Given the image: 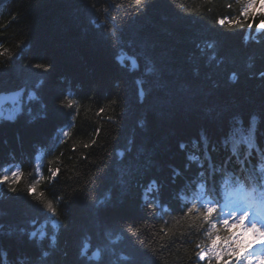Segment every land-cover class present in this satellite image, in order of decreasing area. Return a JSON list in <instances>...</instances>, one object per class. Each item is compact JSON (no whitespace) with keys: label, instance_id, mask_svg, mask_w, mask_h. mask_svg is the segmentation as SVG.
Wrapping results in <instances>:
<instances>
[{"label":"trees","instance_id":"obj_1","mask_svg":"<svg viewBox=\"0 0 264 264\" xmlns=\"http://www.w3.org/2000/svg\"><path fill=\"white\" fill-rule=\"evenodd\" d=\"M243 7V0H0V52L7 50L0 55V91L23 89L27 110L36 111L39 101L45 110L26 127L24 117L0 125L5 175L17 169L15 155L28 158L33 140L74 115L64 86L80 102L74 126L61 131L69 133L65 142L37 153L47 156L40 178L32 180L23 165L16 192L0 185V264H208L195 256V244L209 242L200 216L209 187L192 190L190 200L163 191L175 169L184 171L183 152L206 161L205 148L210 153L213 142L224 143L228 125L241 126L231 150L258 160L248 169L210 153L213 169L240 185L249 178L254 194L264 191V141L256 134L264 135V30L255 27L264 5L257 0L255 17L246 21ZM224 17H239L243 27H221ZM34 182L40 201L28 195ZM151 185L149 194L142 190ZM230 193H213L218 215H225L229 200L221 199ZM49 201L56 217L44 210ZM189 208L195 210L184 215Z\"/></svg>","mask_w":264,"mask_h":264},{"label":"snow or ice","instance_id":"obj_2","mask_svg":"<svg viewBox=\"0 0 264 264\" xmlns=\"http://www.w3.org/2000/svg\"><path fill=\"white\" fill-rule=\"evenodd\" d=\"M136 3L139 5L141 0H136ZM243 3L244 7L241 16L245 21L248 20L250 16L254 18L255 14L251 13L250 9L257 3V0H243ZM262 12H264V8H262ZM226 23L230 27L237 24L243 27V21H241L239 17H232L231 19L224 17L217 20V24L221 27ZM248 27L252 28V24L249 23ZM255 27L257 30H264V19H261ZM6 51L5 49L4 52H0V55H4ZM34 67L45 68V70H47V68L41 64H36ZM260 75L264 77V72L260 73ZM234 78L235 77H233V79ZM20 91L21 94H23L24 90L21 89ZM141 95H143V89L141 90ZM35 98L34 93H30L28 96L29 100ZM74 103V100L67 99L66 106L71 108ZM100 111L102 112L103 109ZM29 113H31V109H29ZM252 119L258 118L254 117ZM63 135L67 137L69 133L65 131ZM181 147L183 148L184 145L182 144ZM188 159L190 161H197L199 157L189 155ZM200 167L203 168V164H201ZM50 171L52 176L55 177L59 170ZM175 174L179 175V172ZM198 176L204 180L205 187L209 184H215V169H213L211 175H206L204 171H200ZM21 177L22 173L19 168H17L12 170L10 175H0V185L7 184L8 190L14 193L17 191L15 185L19 183ZM27 191L28 195L33 196L36 201H40L43 197L42 192L37 193V183L35 182L28 187ZM208 196L209 199L203 202L204 210L201 212L200 216L205 224L208 225L206 231H204V235L208 238L209 242L207 247H202L201 243L195 244V248L198 249V251L195 252V256L198 260H207L208 264H213V261H215V264H232L233 261L235 264H264V226H262L264 225V217H254L246 226V222L249 221V208L252 207L251 203H248V207L241 209L239 207V201L229 200L225 207L228 208L229 204L232 205V207L226 215L221 216L218 215V203L212 198L213 193L211 189L208 191ZM149 206L151 207V205ZM43 207L46 212L52 214V217H56V209L50 201L45 203ZM194 210V208H189L184 212V215H188ZM51 223L54 228L58 226V221L56 219H52ZM218 225L220 227H218ZM200 227L204 228V225H200ZM221 228L226 233L223 236L219 234ZM31 235L35 236L36 233L33 232ZM45 255H47V253Z\"/></svg>","mask_w":264,"mask_h":264},{"label":"bare ground","instance_id":"obj_3","mask_svg":"<svg viewBox=\"0 0 264 264\" xmlns=\"http://www.w3.org/2000/svg\"><path fill=\"white\" fill-rule=\"evenodd\" d=\"M126 55L127 54L125 53L124 56H126ZM115 62L120 64V65L123 64L126 67V69H128L129 71H131L133 69L132 66L124 58H121L119 60V62L115 60ZM30 87H32V86H30ZM78 87L80 89V86H78ZM16 91H20V90H16ZM63 91H64V98L66 101V105H67V99H72L75 101L74 105L71 108H69L74 113V115L73 114L67 115L65 122L59 126V128H60L59 130L54 129L49 134H47V137H40L37 141L33 140L31 142L32 152L28 158L25 155L19 154L17 156L15 155V157L13 159V166L14 167L19 168V167H22L23 165L26 166V168L31 172L32 180H34V178H36V179L40 178L41 168L38 165H41L44 168L47 167V156L39 158L37 153L41 150H45L48 153H51V152L57 150L66 140L65 136H63L61 134V131L74 126V121L76 119L77 112H78L77 109L79 108V104H80L78 94L76 93V91H73L70 88L69 84H67V86H64ZM14 92H15V90L0 91V95L5 97L7 95L8 96L11 95ZM27 103H28V100H26V99L24 102L23 94H22V97L17 98L12 102H8V101L4 102V103L0 102V104H4L5 106L8 107L7 115H5L3 118H0V125L12 124L16 121V119H18L20 117H24L26 120V121H24L25 127H26L27 125H30L32 122H34V120H37L38 118L42 119L44 117L43 115L45 114V110L43 108V104L40 101H39L37 110L36 111L31 110V113H29V110H27V107H26ZM34 108L35 107H33L32 109H34ZM251 116H252L251 118H254V117L256 118L255 115H251ZM252 120L253 119H249V121H252ZM255 120H257V119H255ZM224 124H225V121H221L220 123H218V125H220V126L216 127V131L218 130V132H219V130L223 129V127L225 126ZM227 131H231L230 135L232 137V139H231L232 141L236 140L239 137V134H237L236 128H234L232 125H228ZM0 138L4 139L3 137H0ZM29 138H30V140L33 139V137L32 138L29 137ZM205 139H206V142L210 141L209 137L207 135L205 136L203 133V141H205ZM182 144L186 148V146H185L186 143L181 142L180 145H182ZM208 144H209V142H208ZM190 146H191V144H190ZM202 146H203V144H202ZM180 147L181 146H179V148ZM184 147L183 148L181 147L180 149L184 151L185 150ZM192 148L195 152H198V153H195L196 155H201L203 152L202 149L198 146L197 141L193 142ZM205 149H206V155H208V159H206V161L205 160L203 161V162H205V166L203 165V168L200 167V165L203 164V162H201V160H197V161L192 162L188 159V156L192 155V154H188L189 153L188 149H186V152H188V153L183 152L182 156H184V154H187L185 157V160H182V162H183L182 169L184 171L176 170V169L174 170L175 173L179 171V175L176 178L172 177L173 179H171L168 182L172 186L170 187L169 191L168 190L163 191L164 197L168 198L169 196L174 194L175 200H190L194 194L193 192H191L192 190H198L201 187H205V185L202 184V183H204V180L198 176V173L200 171H204L206 173V175L212 174L211 170L213 172V167H212V164L210 163V159H209V157H212V156H210V153L214 154L215 156L216 155L219 156L218 157L219 160H224V159L227 160L231 164V166H237L238 164H243L248 169H252L256 165V162L258 160V159L256 160L255 157L245 155L243 151L240 152L239 154H236L231 150V148H224V149H222L223 151H221L220 144H217L216 141L213 142V148L211 149L210 153H209V149L207 151V147ZM179 155H180V153H179ZM241 159H245L248 162L244 161L243 163H241L240 162ZM23 163H25V164H23ZM190 163H192L193 166ZM187 165H191L190 170H188ZM246 167H244V168H246ZM220 171L221 170L219 168H215V177H216L215 184L214 185L209 184L207 186V187H209V189H211L212 193H214V194L219 193V195L221 192V185H222L223 180L226 177H229L227 175V172L223 173ZM0 172H3L5 175V173L7 171H6V169L1 168ZM180 173H182V174H180ZM188 174L192 177L190 180H186ZM168 183L166 184V186H169ZM2 186H4L5 188H8L7 184H4ZM152 186L153 185L146 186L142 190L146 191L149 194L148 191H150L149 189H151ZM160 187L163 190L164 184L161 183ZM147 197H151V196H149V195L146 196V199H147ZM144 199L145 198H139V200H144ZM149 200H154V199H152V197H151Z\"/></svg>","mask_w":264,"mask_h":264},{"label":"rangeland","instance_id":"obj_4","mask_svg":"<svg viewBox=\"0 0 264 264\" xmlns=\"http://www.w3.org/2000/svg\"><path fill=\"white\" fill-rule=\"evenodd\" d=\"M251 124V122L250 123H248L247 124V126H249ZM227 128L228 127H226V130H225V132H224V135H223V137H222V142H224V143H222L221 145H220V149H224V148H230L229 147V145L231 144H233V143H235V141L237 140H231L232 139V137H231V135H230V132L231 131H227ZM240 129H241V126H239V127H236V131H237V133H239V137H240ZM228 132V133H227ZM252 129H250L249 130V132L247 133L248 134V136H249V138L252 140V139H254L255 138V135H253L252 133ZM256 134H257V136H258V140H259V142H261V141H264V135H262L261 134V132H259V130H257L256 131ZM238 137V138H239ZM264 144V142H261V144L260 145H263ZM244 208V207H243ZM249 221L248 222H246V225L248 224V223H250L251 222V220L254 218V217H257V216H261V217H264V211H261V210H255V211H250L249 210ZM263 226V225H262Z\"/></svg>","mask_w":264,"mask_h":264},{"label":"water","instance_id":"obj_5","mask_svg":"<svg viewBox=\"0 0 264 264\" xmlns=\"http://www.w3.org/2000/svg\"><path fill=\"white\" fill-rule=\"evenodd\" d=\"M17 96H18V92H14L12 93L11 95H7L5 97H3L2 95H0V102L4 103V102H12L14 101L15 99H17ZM4 105V104H0V107Z\"/></svg>","mask_w":264,"mask_h":264}]
</instances>
